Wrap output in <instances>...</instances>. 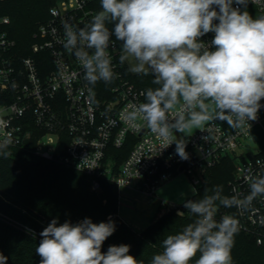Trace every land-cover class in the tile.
<instances>
[{
  "label": "clouds",
  "instance_id": "clouds-1",
  "mask_svg": "<svg viewBox=\"0 0 264 264\" xmlns=\"http://www.w3.org/2000/svg\"><path fill=\"white\" fill-rule=\"evenodd\" d=\"M101 11L78 31L65 22L64 47L83 67L85 80L95 85L114 78L107 51L114 35L122 42L119 61L134 63L129 71L154 77L156 88L143 93L145 102L129 105L125 117L133 127L139 122L164 143H175L181 160H188L186 142L173 130L187 136L190 129L208 121L226 122L233 129L258 119L264 99V15L253 17L246 10L249 0H100ZM233 5H237L234 7ZM245 10H241V7ZM113 24L110 32L106 26ZM214 33L210 43L201 37ZM88 49L93 50L89 53ZM171 116V118H170ZM11 137L0 140V155ZM250 192L223 196L217 187L202 199H189L184 207L196 219L162 241L163 251L151 264H232L231 250L239 221L225 214L215 219L220 207L245 208L264 196V175L246 176ZM195 194L196 189H192ZM219 202V203H217ZM116 230L114 221L58 224L53 219L40 233L35 249L40 264H142L130 255V245H110L106 239ZM0 264L7 257L0 254Z\"/></svg>",
  "mask_w": 264,
  "mask_h": 264
},
{
  "label": "built area",
  "instance_id": "built-area-1",
  "mask_svg": "<svg viewBox=\"0 0 264 264\" xmlns=\"http://www.w3.org/2000/svg\"><path fill=\"white\" fill-rule=\"evenodd\" d=\"M246 10L254 18L264 15V0H249ZM99 11L97 0H56L35 33L38 40L33 53L25 57L13 51L16 41L7 29L9 16H0V140L10 136L11 145L22 143L32 137L28 125L33 123L40 131L34 152L72 165L87 175L93 191L101 189L102 180H109L118 188L141 191L172 207L195 195L208 171L232 154L236 160L234 176L222 195L247 196L250 187L246 176L264 175V150L249 154L242 149L262 113L258 112L256 121H249L251 128L233 129L221 121H208L187 136H177L173 130L177 139L185 140L188 160L176 154L175 143L161 149L164 142L144 122L133 127L125 119L129 105L145 102L146 90L126 76L117 42L111 37L107 49L113 80L95 85L85 80L83 67L64 47V23L78 31ZM213 37L210 32L201 40L210 43ZM48 55L49 66L45 60ZM125 146H131L125 157L114 151ZM181 173L196 189L195 194L181 204L158 197V189ZM225 214L238 219L239 230L264 246V196L245 208L220 207L215 219L219 221Z\"/></svg>",
  "mask_w": 264,
  "mask_h": 264
},
{
  "label": "trees",
  "instance_id": "trees-1",
  "mask_svg": "<svg viewBox=\"0 0 264 264\" xmlns=\"http://www.w3.org/2000/svg\"><path fill=\"white\" fill-rule=\"evenodd\" d=\"M97 2L100 3V0ZM55 3L56 0H0V16L10 18L7 29L9 36L16 41L14 52L22 57L33 53V44L38 40L35 33L40 24L49 17V9ZM106 26L111 32L113 24L108 23ZM112 38L121 49L122 42L117 41L114 35ZM47 57L45 60L49 66L51 58L49 55ZM124 72L145 90L158 87L153 83L154 77L151 73H132L125 62ZM223 123L229 127L226 122ZM28 126L33 131L32 137L18 145H10L6 149L10 153L7 158L0 155V254L7 257V264H40L41 257L36 254L35 249L42 239L40 233L53 219H56L58 224L66 221L74 224L85 218H90L97 224L114 221L116 230L103 243L102 252H107L110 245L127 244L130 245L129 254L142 264H151L152 257L163 251L162 241L167 235L177 234L188 223L195 221L196 217L183 206L184 203L180 205L182 210H170L168 214L176 216L174 222L170 223V226L167 223L163 226L164 232L158 234L153 230V225L138 232L119 218L107 219V215L116 211V184L102 180L101 189L93 191L87 175L72 165L37 155L34 149L40 131L33 123ZM125 147L127 149L123 150V147L114 151L125 157L131 146ZM235 164V158L226 155L208 171L198 192L189 199H202L205 195L213 194L217 187L222 189V193H226L228 182L234 176ZM76 170L83 175L87 183L85 193L81 191L82 187L75 179ZM63 192L80 196L79 204L67 207L58 202L56 199ZM231 256L232 264H264V246L258 245L250 234L239 230L234 236ZM198 257L199 253L192 264H195Z\"/></svg>",
  "mask_w": 264,
  "mask_h": 264
},
{
  "label": "rangeland",
  "instance_id": "rangeland-1",
  "mask_svg": "<svg viewBox=\"0 0 264 264\" xmlns=\"http://www.w3.org/2000/svg\"><path fill=\"white\" fill-rule=\"evenodd\" d=\"M248 145L249 149L256 151L259 147L264 145V136L257 140V142H255L251 132V138L249 139ZM125 149L127 148L124 147L123 150ZM231 156L233 155L231 154ZM76 174L77 175H75V179L82 187L81 191L83 193L87 192V183L84 181L83 175L80 172H77ZM207 187H209V185ZM117 190L118 199L116 211L112 214L107 215V219H110L112 217L119 218L121 221L125 222V224L131 226L138 232H142L152 225L153 227L155 226V229L153 230H155L157 234L160 232H164L163 226H166L167 223H169L170 226V223L174 222V219L176 217L174 214H168L170 210L181 208V206L172 207L168 203H166L162 205L163 213L159 215L155 210L156 199L154 197L151 198L147 194L137 190L129 189L127 192V188L117 187ZM157 193L158 197L167 201L175 202L176 204H181L184 200H186L193 194L191 185L184 173L178 174L168 182L164 183L158 189ZM56 200L62 204H65L67 207H73L74 205L79 204L80 196L68 194V192H63L58 195ZM80 220L83 221V219Z\"/></svg>",
  "mask_w": 264,
  "mask_h": 264
},
{
  "label": "crops",
  "instance_id": "crops-1",
  "mask_svg": "<svg viewBox=\"0 0 264 264\" xmlns=\"http://www.w3.org/2000/svg\"><path fill=\"white\" fill-rule=\"evenodd\" d=\"M125 63L127 64V66L130 69V66L134 63V61L129 59L128 61H125ZM261 105H262V107L259 110L262 113L261 121L259 123H256L252 127V136H253V139H254L255 142H257V140H259L261 137L264 136V99L261 100ZM195 129H197V128L190 129L189 132H192ZM176 135L177 136H182L183 134L176 131ZM248 144H249V141L246 143V145L242 149V151L245 152V153L253 154V153H258V152L264 150V145H263V146L259 147L256 151H253L252 149H249V145ZM247 145H248V148H247ZM191 188H192V186H191ZM128 190H129V188H127V192H128ZM131 190H133V189H131ZM155 210L157 211V213L159 215H161L163 213L162 205L159 203L158 200H156V203H155Z\"/></svg>",
  "mask_w": 264,
  "mask_h": 264
},
{
  "label": "water",
  "instance_id": "water-1",
  "mask_svg": "<svg viewBox=\"0 0 264 264\" xmlns=\"http://www.w3.org/2000/svg\"><path fill=\"white\" fill-rule=\"evenodd\" d=\"M80 222H82V220H78V221H76L74 224H78V223H80Z\"/></svg>",
  "mask_w": 264,
  "mask_h": 264
}]
</instances>
